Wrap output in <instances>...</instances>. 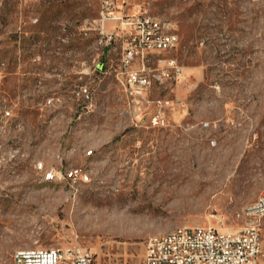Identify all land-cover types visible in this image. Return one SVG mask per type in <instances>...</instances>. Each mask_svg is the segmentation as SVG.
<instances>
[{"label": "rangeland", "instance_id": "rangeland-1", "mask_svg": "<svg viewBox=\"0 0 264 264\" xmlns=\"http://www.w3.org/2000/svg\"><path fill=\"white\" fill-rule=\"evenodd\" d=\"M121 1L180 35L148 66L174 58L181 74L141 104L120 49L97 43V0L0 4V264L73 243L100 264H141L151 236L240 227L264 190V0Z\"/></svg>", "mask_w": 264, "mask_h": 264}, {"label": "built area", "instance_id": "built-area-1", "mask_svg": "<svg viewBox=\"0 0 264 264\" xmlns=\"http://www.w3.org/2000/svg\"><path fill=\"white\" fill-rule=\"evenodd\" d=\"M97 1L98 15L94 18L100 33L97 43L120 49L122 85L133 103H144L153 85L178 77L182 72L181 65L174 58L160 61L155 68L148 66L152 55L178 47L180 35L177 25L173 20L151 14L147 8L127 13L121 0ZM108 21L115 22L111 30L106 28ZM153 120L164 123L163 111L159 110ZM77 175L89 178L88 174L81 172ZM239 216H244L246 222L236 229H221L209 221L202 225L179 226V231L172 238H147L141 264H264V190L257 207L244 208ZM212 217L218 224L224 223L222 214H212ZM13 264L100 262L96 252L80 243H73L64 247H31L27 253H15Z\"/></svg>", "mask_w": 264, "mask_h": 264}, {"label": "bare ground", "instance_id": "bare-ground-1", "mask_svg": "<svg viewBox=\"0 0 264 264\" xmlns=\"http://www.w3.org/2000/svg\"><path fill=\"white\" fill-rule=\"evenodd\" d=\"M259 199H260V196L257 198V200L254 203L250 204L246 208H256L257 207V202L259 201ZM102 219L105 220L104 221L105 224H108V225L113 224L115 227L120 225V221H115V222L112 223V220L109 219L108 216L102 215ZM178 231H179V227L174 229V230H172V231H170V232H168V233H166V234L154 235V236H158V238H172L173 235L176 234V232H178ZM151 237H153V236H151ZM29 249L30 248L19 249V250L16 251V253H27L29 251Z\"/></svg>", "mask_w": 264, "mask_h": 264}]
</instances>
